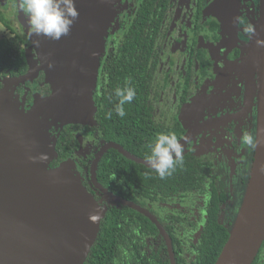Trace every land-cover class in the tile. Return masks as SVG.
Instances as JSON below:
<instances>
[{"label": "flooded vegetation", "instance_id": "flooded-vegetation-1", "mask_svg": "<svg viewBox=\"0 0 264 264\" xmlns=\"http://www.w3.org/2000/svg\"><path fill=\"white\" fill-rule=\"evenodd\" d=\"M259 6L260 0H119L99 58L92 98L94 124L50 128L56 148L62 135L71 136L68 146L74 150L69 159L95 201L107 211L119 210L123 206L113 199L120 198L149 212L170 240L173 255L176 242L183 264L196 260L202 233L212 227L209 223L230 233L248 186L256 149L241 137L251 133L257 139L258 106L248 85L255 84L257 76L247 80L242 69L250 41L243 29L255 25ZM30 35L18 0H0V42L15 40L24 54L20 67L12 53L0 59V93H8L25 112L36 96L51 95L39 62L31 71L37 56ZM120 83L138 95L124 105L123 118L114 111L117 99L107 98ZM145 86L157 94L154 100L145 101ZM102 107L104 118L98 115ZM100 118L105 125L98 123ZM168 132H174L184 146L183 165L171 176L161 179L110 148L98 159L93 179L94 163L108 145L146 162L148 144L158 133ZM104 160L109 163L99 169ZM195 173L197 183L201 180L198 188L192 187ZM183 175L190 186L176 184ZM149 221L157 234L146 238V249L153 246L156 254L166 251L169 261L167 242ZM254 262L264 264V242Z\"/></svg>", "mask_w": 264, "mask_h": 264}, {"label": "water", "instance_id": "water-1", "mask_svg": "<svg viewBox=\"0 0 264 264\" xmlns=\"http://www.w3.org/2000/svg\"><path fill=\"white\" fill-rule=\"evenodd\" d=\"M118 2L76 0L79 18L69 36L60 41L40 38L36 46L37 38L30 35L37 56L31 71L39 62L51 88L49 97L36 96L33 107L25 112L8 93H0V264H85L97 240L107 208L82 185L72 159L51 168L58 155L57 138L50 128L94 124L92 98L99 58ZM259 8L257 35L250 38L242 64L247 80L249 75L257 76L255 84L248 85L257 97L258 145L240 211L215 264H253L264 242V47L256 44L257 39L264 40V0ZM110 148L147 166L110 144L94 163V180L98 159ZM41 154L47 159L40 161ZM113 200L157 226L167 242L169 262L175 264L170 240L157 220L128 201Z\"/></svg>", "mask_w": 264, "mask_h": 264}, {"label": "trees", "instance_id": "trees-1", "mask_svg": "<svg viewBox=\"0 0 264 264\" xmlns=\"http://www.w3.org/2000/svg\"><path fill=\"white\" fill-rule=\"evenodd\" d=\"M11 53L13 60L16 62V64H18L17 66L20 67L19 64L22 62V60L24 61V54L20 45L15 40H11L10 42H0V59L6 58L8 54ZM114 77H116V75ZM107 85H110L109 82ZM118 85V87H124L122 83ZM106 90L107 89L105 88V91ZM156 95L157 94L152 90L151 87L145 86L144 99L146 102L149 100H154ZM107 98L117 99L114 95V92L112 95L109 93ZM135 99H138L137 91L134 101ZM102 109L103 107L100 110ZM148 109L149 108L146 107V111ZM105 113L106 109H103L102 112L99 111L98 115H103L102 118H104ZM98 123L105 125V122H103L102 119ZM70 137L71 136L69 135H62V139L58 142L56 148L58 157L51 164V168L58 166L60 163L66 161L73 155L74 148L71 149L68 146V139ZM145 140H148V138ZM117 156L120 161H126V159L120 155ZM126 162L130 163L128 161ZM106 163H109V161L106 162L104 160L100 164L99 169H101L102 165H105ZM193 166L197 167L195 163ZM197 177L198 174L195 173L192 181L193 188L200 187L199 182L201 180L197 183ZM185 182L190 186V181L184 180L183 175V180L180 182L178 177L176 184L185 185ZM209 225L212 227L207 226V228L202 233L203 237L197 250V257L196 260L192 262V264H215L225 243L228 240V231L219 227V225H217L215 222H212L211 224L209 223ZM155 234H157V230L152 225V223L139 213L125 207H122L119 210L114 208L110 209L107 211L104 220L101 222L100 232L98 234L97 240L91 248L85 264H169V261L165 259L167 254L166 251L161 249L156 254L153 250V246L150 249L151 251L146 249V238L154 236ZM174 243L176 244L175 241ZM175 244V262L176 264H183V262L180 260V257H178V250L175 247ZM253 264L256 263L254 262Z\"/></svg>", "mask_w": 264, "mask_h": 264}, {"label": "clouds", "instance_id": "clouds-1", "mask_svg": "<svg viewBox=\"0 0 264 264\" xmlns=\"http://www.w3.org/2000/svg\"><path fill=\"white\" fill-rule=\"evenodd\" d=\"M18 8L25 14L30 34L37 38L33 41L36 46H39L40 38L60 41L69 36L79 18L76 0H18ZM237 21L239 22V18ZM243 31L249 38L257 35L250 23ZM256 44L258 47H264V40L257 39ZM114 95L118 101L114 107L115 114L123 118L126 115L124 105L132 103L136 91L131 86L117 87ZM107 118H112L111 110L107 113ZM241 140L250 149L257 148L258 141L251 133L243 134ZM148 149L150 154L146 157L147 166L161 179L171 176L178 166L183 165L184 146L174 132L158 133L154 142L148 144ZM38 159L46 160L47 155L41 154ZM33 162H36V158H33Z\"/></svg>", "mask_w": 264, "mask_h": 264}, {"label": "rangeland", "instance_id": "rangeland-1", "mask_svg": "<svg viewBox=\"0 0 264 264\" xmlns=\"http://www.w3.org/2000/svg\"><path fill=\"white\" fill-rule=\"evenodd\" d=\"M114 17H115V15H114ZM113 24V23H112ZM105 49V48H104ZM201 118H204L203 116H201Z\"/></svg>", "mask_w": 264, "mask_h": 264}]
</instances>
